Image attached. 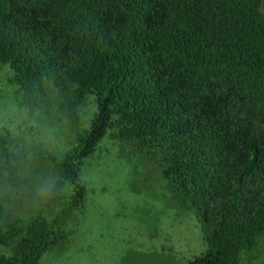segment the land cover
Returning a JSON list of instances; mask_svg holds the SVG:
<instances>
[{
    "label": "trees",
    "instance_id": "obj_1",
    "mask_svg": "<svg viewBox=\"0 0 264 264\" xmlns=\"http://www.w3.org/2000/svg\"><path fill=\"white\" fill-rule=\"evenodd\" d=\"M7 64L23 106L45 105V81L75 91L72 118L96 96L90 129L63 163L77 201L78 162L115 125L118 138L165 151L174 196L214 224L190 264H235L264 235V0H0ZM1 145L0 179L18 186L27 153ZM16 222L0 206V244ZM49 238L32 224L0 264H38Z\"/></svg>",
    "mask_w": 264,
    "mask_h": 264
},
{
    "label": "rangeland",
    "instance_id": "obj_2",
    "mask_svg": "<svg viewBox=\"0 0 264 264\" xmlns=\"http://www.w3.org/2000/svg\"><path fill=\"white\" fill-rule=\"evenodd\" d=\"M13 77L10 65H0V145L26 152L28 165L18 186L0 179V206L17 217L5 228L11 236L0 244L1 257L15 258L36 222L54 241L38 264H190L206 254L214 224L174 196L163 174L165 151L122 140L113 125L78 162L86 192L77 201L63 163L90 129L96 96L86 93L72 118L75 91L45 81L47 102L33 109L22 105ZM235 264H264V235Z\"/></svg>",
    "mask_w": 264,
    "mask_h": 264
}]
</instances>
